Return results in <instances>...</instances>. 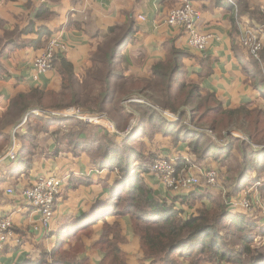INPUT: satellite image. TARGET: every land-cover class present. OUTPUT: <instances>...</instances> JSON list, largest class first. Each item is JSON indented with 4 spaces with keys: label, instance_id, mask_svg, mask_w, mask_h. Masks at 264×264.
I'll list each match as a JSON object with an SVG mask.
<instances>
[{
    "label": "trees",
    "instance_id": "obj_1",
    "mask_svg": "<svg viewBox=\"0 0 264 264\" xmlns=\"http://www.w3.org/2000/svg\"><path fill=\"white\" fill-rule=\"evenodd\" d=\"M237 1L238 11L243 13L246 5ZM43 11L40 10L36 19L42 17ZM254 13L264 23V11ZM135 31L133 24L109 29L92 54V68L82 78L75 74L66 53H57L52 67L62 79L61 91L46 92L37 88L12 100L7 114L0 118V140H5L0 148L7 144L3 136L6 126L17 124L32 110L42 114L31 113L24 135L19 138L17 133L22 149L11 171L16 176L28 173L37 156L40 137H53L58 144L66 145L73 156L87 155L99 172L118 175L115 190L108 192L105 216L129 218L148 264H264V247L258 248L255 244V235L264 237V228L248 215L229 208L232 198L251 186L257 187L258 182L264 195V104L226 109L213 93L203 94L197 84L187 83L182 60L188 54L176 49L173 40L166 42V58L153 66L150 79L125 75L120 68V56L132 43ZM33 32L34 26L30 25L26 30L11 32L13 42L0 38V56L6 47L17 42L16 37L19 40ZM37 33L38 41L50 36L43 29ZM198 62L203 63L201 59ZM246 66L256 97L264 103V49L258 59L251 57ZM6 74L0 65V75ZM209 75L210 72L200 73L202 78ZM137 97L146 103L129 101ZM57 107H79L86 112L106 114L120 133L128 130L136 115L138 122L133 134L121 138L79 119H46L44 110ZM162 112L178 120H169ZM230 128L243 132L250 143L224 134ZM156 134L171 136L177 147L185 143L196 163H218L224 178L225 198L211 194L207 188L175 197L152 189L146 178L154 176L152 167L159 155L148 144ZM216 140H225L226 144ZM58 153L56 149L52 155ZM191 166L183 160L180 168L179 165L176 168L180 171ZM89 184L76 179V184H69V190ZM197 205L201 207L195 209ZM94 223L73 225L69 231H60L51 253L44 251L38 261L24 264H90L88 259H75L84 251L79 235ZM102 232L94 245L102 255L100 264H126V254L120 248L124 242L120 227L105 225ZM72 238L77 239L76 245L64 250Z\"/></svg>",
    "mask_w": 264,
    "mask_h": 264
},
{
    "label": "crops",
    "instance_id": "obj_2",
    "mask_svg": "<svg viewBox=\"0 0 264 264\" xmlns=\"http://www.w3.org/2000/svg\"><path fill=\"white\" fill-rule=\"evenodd\" d=\"M184 1L0 0L1 39L13 42L11 32L34 26L33 33L23 35L19 40L16 37L17 42L14 41L13 46L6 47L0 56V65L7 73L0 75V118L7 114L12 100L18 95L28 94L37 88L46 92L61 91L62 79L55 69L43 75L39 83L33 79L34 61L43 53L46 41L50 38H58L66 44V59L73 65L75 74L82 78L92 68V54L103 42V36L109 29L127 24H133L136 31L132 43L120 56V68L125 75L150 79L153 66L166 58V42L173 40L176 49L188 54L182 60L187 83L197 84L203 94L213 93L226 109L236 110L243 105L251 108L258 106L255 101L257 92L246 66L252 56L243 47L242 38L248 28H254L260 30V38L264 43V23L254 13L264 11V0H240L246 5L243 13L238 11L237 0H192L194 7L201 12L199 29L215 35V40L203 51L191 49L186 35L165 23L171 10L179 7ZM42 9L45 10L41 14L42 17L36 19ZM39 29L45 30L50 36H43L41 41H38ZM199 59L203 63H199ZM203 71L210 72L209 77H200ZM31 113L42 114L39 110H32L15 126L8 125L3 130L7 144L0 148V220L10 219L16 236L0 253V264L36 262L44 251L51 253L54 250L60 231H69L73 225L78 227L93 222L95 223L91 229H84V233L79 235L84 251L76 255L75 261L88 259L90 264H100L102 255L94 245L99 241L105 225H118L124 238L120 248L126 254V264H148L141 250L140 239L134 233L129 218L105 216L108 214L105 209L108 192L115 190L117 186L116 173L99 172L87 155L73 156L66 145L58 144L56 139L49 136L40 137L36 147L37 156L28 173L16 176L11 171L17 160L5 158L14 138H11V134L16 137L17 158L22 149L17 133L19 138L24 135L22 133L26 132V125L22 123ZM59 113H50V118L66 114ZM137 122L136 115V120L131 122L127 134H133ZM108 131L121 138L125 137L118 132L114 122L113 128ZM3 142L5 140H0V143ZM151 143L148 147L152 152H158L162 156L169 155V150L156 151L155 143ZM187 148L182 144L172 150V155L168 157L175 159L177 163L181 160L180 164L183 160L189 162L191 158ZM56 149L59 153L54 156L52 154ZM180 164L177 165L180 167ZM184 168L183 172L191 175H196V171L197 174L201 172ZM65 173L67 176L62 177ZM49 177L60 180L62 195L58 196L54 206L51 234L46 235L35 230V226L39 225L40 214L28 203L23 192L40 178ZM76 179L90 184L69 190V184H76ZM146 180L152 189L163 194L168 192L157 177L151 175ZM10 190L12 193H9ZM209 191L213 195L220 194L217 190ZM180 195L182 194H178ZM199 207L201 205L195 209ZM93 218L96 220L91 221ZM18 240H21L20 244ZM76 243L77 239L72 238L64 245V250L73 249Z\"/></svg>",
    "mask_w": 264,
    "mask_h": 264
},
{
    "label": "built area",
    "instance_id": "obj_3",
    "mask_svg": "<svg viewBox=\"0 0 264 264\" xmlns=\"http://www.w3.org/2000/svg\"><path fill=\"white\" fill-rule=\"evenodd\" d=\"M200 22L201 12L194 7V3L192 0H185L179 7L171 10L165 21V23L170 28L176 30H184V34L187 37L188 46L191 49L195 51H203L206 50L210 46L212 41L215 40V35L200 30ZM260 33V30L258 31L254 28H248L242 38L243 47L248 50L251 56L256 59L259 58V55L264 48L263 42L260 38ZM67 51L68 47L62 40L55 37L51 38L50 41L46 44V47L43 49V53L39 55L34 61V81L39 82L40 78L43 75L47 74L53 69L52 62L57 53H66ZM137 100L135 101L133 99H130V101L134 102H138ZM79 112L81 111L78 109H73L69 113L66 112V114L60 117H77L79 118V120H82L85 123L97 125L107 131L113 128V124L111 123V121L108 118L106 119L102 115L97 118H93L91 115L81 116ZM164 114L169 120H172L171 118L175 117L168 112H165ZM25 124L26 119L24 120L22 125ZM16 153L17 144L16 137H14L12 139L10 148L5 154V158L15 160ZM172 165L173 164H158L152 169V173L163 184L165 189L174 190L175 192H180L181 194H188L196 187L200 186L199 180L193 176L185 178L177 177L176 171L173 169ZM206 178L208 187H211L212 190H215L217 185L215 173L212 171L207 172ZM9 193H12V191L10 190ZM60 194L61 182L55 177L40 178L33 186L24 190L23 196L28 201V203L35 207L37 212L40 214L39 225L35 226V230L39 233L42 232L46 235L51 234V223L54 220L55 216L54 205ZM229 208L233 211H236L244 207L241 206L239 198H232L229 203ZM15 236L16 234L13 230L11 220L8 218L1 219L0 253H2L6 246L15 239ZM20 243L21 240H18V244Z\"/></svg>",
    "mask_w": 264,
    "mask_h": 264
},
{
    "label": "rangeland",
    "instance_id": "obj_4",
    "mask_svg": "<svg viewBox=\"0 0 264 264\" xmlns=\"http://www.w3.org/2000/svg\"><path fill=\"white\" fill-rule=\"evenodd\" d=\"M180 32H182L184 34V30H178ZM263 31H264V28H263ZM263 46H264V43H263ZM264 49V48H263ZM253 57V56H252ZM41 79V78H40ZM40 82V80H39ZM37 82V83H39ZM133 100H137L138 102L139 101H142L141 98L137 97V98H132ZM130 101V100H129ZM255 101L258 103V105H263L264 103L262 101H259L258 100V97H256ZM130 102H134V101H130ZM126 103V105L129 103ZM131 108V107H129ZM73 109H78L80 110L81 112H79L81 114V116H85V115H91L93 118H97L99 116H103L105 117L106 119L108 118L111 123L113 124V121L106 115V114H103V113H90V112H86V111H83L81 108L79 107H67V108H48V109H45L44 111L46 112L45 115H46V119L48 120H51V116H50V113H63V112H67L69 113L71 110ZM59 113V114H60ZM164 114V112H162ZM64 114H60V116H63ZM171 117V116H170ZM70 118H75V119H79L77 117H70ZM28 119V118H27ZM27 119H26V127H27ZM173 121H176L178 120L177 117H173L171 118ZM108 120V121H109ZM82 121V120H81ZM109 121V122H110ZM84 122V121H83ZM88 124V123H87ZM111 124V126H112ZM115 124V123H114ZM16 124H14L15 126ZM89 125H93V126H97V125H94V124H89ZM137 125V124H136ZM98 127V126H97ZM106 132H108L109 134H112L111 132L105 130ZM127 131L126 130L124 133L121 132L122 136H127ZM206 132L208 134H210V136L214 138V135L209 131V130H206ZM13 133H15V130L13 131ZM65 131H63L61 134H64ZM224 134H232L236 137H241L242 139H244L245 141H248L250 143V140L244 136L243 132L237 130L236 128H230L228 130H226L224 132ZM15 137V134H11V138ZM228 138H226L225 140H227ZM225 140H222L221 142L216 140L217 142H220V144L222 145H225L226 144V141ZM152 143H155L154 146H156V151L161 149V150H169L170 153L169 155H160L158 152V159L155 160V163L153 164V167H155L156 165L158 164H173V169L176 171V176L179 177V178H185V177H195L199 180V185L207 188V189H212L211 187H208V184H207V178H206V174L207 172H214L215 175H216V182H217V185H216V189L217 191H219V195L222 196V198H225V195H226V190L224 188V178L222 176V174L220 173L219 171V167L220 165L216 162H200L198 161V163L195 162V158L192 157V155L190 154V158L189 159V162L188 164L189 165H193L191 166L190 169H193V170H198V172L201 170V172H199L197 174V171H196V175H191L189 174L188 172H183L184 169L180 170L179 172L176 170L177 168H175L177 166V161L173 158H170L168 156H171L172 155V150H174L175 148H179L177 147L176 145H174V142H173V139L171 136L167 135V136H163L162 134H156V136L153 137L152 139ZM151 143V144H152ZM185 144V143H184ZM183 144V145H184ZM187 147V146H186ZM254 147L255 149L258 148V147H255V146H252ZM188 150V148H187ZM156 153V152H155ZM196 165H195V164ZM175 164V165H174ZM237 164L233 165V167H236ZM152 167V169H153ZM180 168V167H179ZM187 168V169H189ZM209 168V169H208ZM181 172V173H180ZM64 176H67V173H65L62 177ZM62 179V178H61ZM64 179V178H63ZM264 179V178H263ZM258 186H251L249 187L248 189L240 192L235 198H239V202H241V206H243L244 208H241V209H238L236 211H240L242 213L246 215H248V217L251 218V220H253L255 222V224L257 223L261 228H264V195H262L260 189H259V186H260V182L257 183ZM198 189V188H197ZM196 189V190H197ZM166 191H168V194L172 197H175L178 196L179 193L175 192L174 190H170V189H166ZM194 191V190H193ZM191 191V192H193ZM190 192V193H191ZM247 204H248V208H247ZM198 206V205H197ZM196 206V207H197ZM96 220V218H93L91 221H94ZM255 244H256V247L258 248H261V247H264V237L261 236V235H255Z\"/></svg>",
    "mask_w": 264,
    "mask_h": 264
},
{
    "label": "water",
    "instance_id": "obj_5",
    "mask_svg": "<svg viewBox=\"0 0 264 264\" xmlns=\"http://www.w3.org/2000/svg\"><path fill=\"white\" fill-rule=\"evenodd\" d=\"M129 135H131V133H129L127 136H125V137H128Z\"/></svg>",
    "mask_w": 264,
    "mask_h": 264
},
{
    "label": "clouds",
    "instance_id": "obj_6",
    "mask_svg": "<svg viewBox=\"0 0 264 264\" xmlns=\"http://www.w3.org/2000/svg\"><path fill=\"white\" fill-rule=\"evenodd\" d=\"M197 188V187H196Z\"/></svg>",
    "mask_w": 264,
    "mask_h": 264
}]
</instances>
